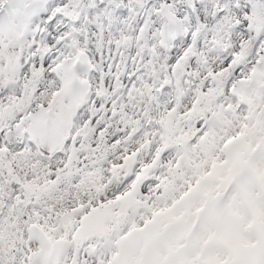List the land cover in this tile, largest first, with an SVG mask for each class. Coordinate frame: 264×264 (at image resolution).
I'll return each mask as SVG.
<instances>
[{
	"label": "snow or ice",
	"instance_id": "snow-or-ice-1",
	"mask_svg": "<svg viewBox=\"0 0 264 264\" xmlns=\"http://www.w3.org/2000/svg\"><path fill=\"white\" fill-rule=\"evenodd\" d=\"M0 264H264V0H0Z\"/></svg>",
	"mask_w": 264,
	"mask_h": 264
}]
</instances>
